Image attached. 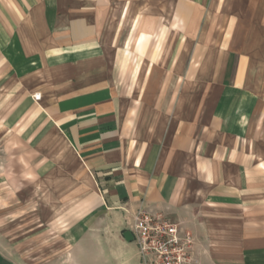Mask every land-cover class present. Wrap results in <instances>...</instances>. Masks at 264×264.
I'll use <instances>...</instances> for the list:
<instances>
[{"label":"crops","instance_id":"crops-1","mask_svg":"<svg viewBox=\"0 0 264 264\" xmlns=\"http://www.w3.org/2000/svg\"><path fill=\"white\" fill-rule=\"evenodd\" d=\"M118 2L0 0V129L32 156L12 214L65 233L69 264H142L144 201L193 232L200 264H264V0ZM145 7L160 24L136 37Z\"/></svg>","mask_w":264,"mask_h":264},{"label":"rangeland","instance_id":"rangeland-1","mask_svg":"<svg viewBox=\"0 0 264 264\" xmlns=\"http://www.w3.org/2000/svg\"><path fill=\"white\" fill-rule=\"evenodd\" d=\"M123 0H120L121 3ZM138 2L140 0H128ZM146 5L150 0H142ZM166 1V0H164ZM171 1V0H169ZM132 2V3H133ZM116 20L118 19L119 11L122 7H116ZM144 21L140 30L136 33V37L142 32L152 26L153 31L158 29L159 19L152 20L155 15L150 12L149 7H145ZM161 16L168 17V10L163 7ZM132 15V16H130ZM128 14L125 23L117 22L118 36L120 40L117 41V47L126 49L127 43L134 34V13ZM152 18V19H151ZM169 27V23H165V28ZM167 29V28H166ZM170 46L169 39H167L165 46ZM132 51L137 52V46L134 44ZM128 65L120 71L119 82L120 88L123 91L131 90L134 79L130 70V60L125 57ZM145 60L144 69L150 63L155 64L158 60ZM159 63L161 61H158ZM5 76V77H2ZM9 71L5 63L0 62V96L5 94L11 88V80L9 78ZM8 79H5V78ZM9 104H5L0 99V110L7 109ZM32 156L28 149L21 143L17 142L16 138L0 129V194L3 199H0V250L13 259L17 264H69L66 257L71 254L72 248L70 246H61V231L53 230L47 231V222L43 223L39 220L37 215H26L23 212L12 214V198L13 191L22 187L23 180L30 172V163ZM63 237V236H62ZM64 256V261L59 262L60 256Z\"/></svg>","mask_w":264,"mask_h":264},{"label":"built area","instance_id":"built-area-1","mask_svg":"<svg viewBox=\"0 0 264 264\" xmlns=\"http://www.w3.org/2000/svg\"><path fill=\"white\" fill-rule=\"evenodd\" d=\"M130 217L142 264H200L194 253V234L181 223L172 222L144 201Z\"/></svg>","mask_w":264,"mask_h":264}]
</instances>
